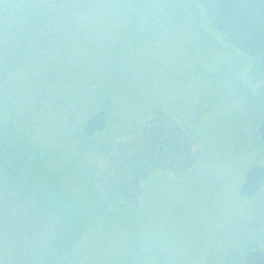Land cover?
Returning <instances> with one entry per match:
<instances>
[{
  "label": "rangeland",
  "instance_id": "rangeland-1",
  "mask_svg": "<svg viewBox=\"0 0 264 264\" xmlns=\"http://www.w3.org/2000/svg\"><path fill=\"white\" fill-rule=\"evenodd\" d=\"M210 22L198 0H0V131L39 173L33 190L25 163L0 158V264H244L264 252V181L239 195L264 165V74ZM100 110L104 131L85 136ZM160 113L175 124L162 135ZM149 136V170L116 158ZM36 183L58 214L37 205Z\"/></svg>",
  "mask_w": 264,
  "mask_h": 264
},
{
  "label": "water",
  "instance_id": "water-1",
  "mask_svg": "<svg viewBox=\"0 0 264 264\" xmlns=\"http://www.w3.org/2000/svg\"><path fill=\"white\" fill-rule=\"evenodd\" d=\"M211 15V26L243 52L258 60L259 70L264 71V0H199ZM107 117L103 112L91 116L83 127L84 134L92 136L105 128ZM264 139V120L258 126ZM264 179V166L254 165L245 172L239 195L251 197L256 194ZM244 264H264V253L259 250L247 252Z\"/></svg>",
  "mask_w": 264,
  "mask_h": 264
},
{
  "label": "trees",
  "instance_id": "trees-1",
  "mask_svg": "<svg viewBox=\"0 0 264 264\" xmlns=\"http://www.w3.org/2000/svg\"><path fill=\"white\" fill-rule=\"evenodd\" d=\"M160 114H162V117L160 118V123L159 122H156V121H155L156 124L154 123L155 126L158 125V128L152 127L151 128L152 129L151 130V133L158 130L160 132V134L162 135V131H164L163 130L164 127H165V129L167 128V131H169V130L171 131L172 129H174V125L175 124L173 123V121L170 120V118L165 113H160ZM180 133L182 135H184L179 130V133L178 134H180ZM152 135H154V133ZM155 136L156 135H154V137ZM149 137L151 138V136H149ZM186 140H187V137H185V139L183 141H186ZM147 141H148V139H145L144 141L141 140L139 145H136L135 142L134 143H131V144L125 142L124 144H122L120 146H117L118 147L117 152H118L119 155L116 156V158L119 157V156H120V158H125V162H126L127 165L128 164H132V163L133 164L136 163V165L140 167V171L141 172H142V170H145V169L146 170H149V168H151L152 165L148 166L147 165L148 163L146 164L144 162V159L150 153V151H152L154 148H156V146L154 145V143H158V142H155L153 140V138H151V140L149 142H147ZM166 141H168V140H166ZM169 144H170V142H169ZM174 146H172V147H174ZM189 146L190 145H185V147H183V149L181 148V150H183V151L179 154L180 157L181 156L182 157H185L186 156L187 158L190 157V155H189ZM170 150H171V148H170ZM146 151H148V152H146ZM28 160H29V158H27L26 156L23 157V162L24 163L25 162H29ZM190 161H191V157L189 158L188 163L186 164V166L189 164ZM118 163L120 164V162H118ZM154 163H156V162H154ZM31 164H32V165H30L31 166V173H33V175H34L33 177L36 180L38 178V176H39L38 171L37 170H34L35 169V166H37V165H36V163H33V162H31ZM174 164H175V160H174L173 165ZM176 165H178V166H176ZM33 166H34V168H33ZM174 166H175V168L182 167L179 164H175ZM27 169L29 170V168H27ZM124 173H125V171H124ZM37 184H39V183H36V186H37ZM121 186H124V184H122ZM53 190L55 191V189H53ZM58 190H59V187H57V192H58ZM122 191H124V190L122 189L121 192ZM44 192H45L44 191V188L41 186V184H40V187L37 186L36 192L34 191V194H35L34 198L37 201V205H39L40 207H44V209H48L47 207H50V208H52V210H54V212H56L58 214V212L60 211V208L62 206L59 205V207H57L56 205H58L59 203H61V201H58V198L54 199L50 194H48V192L47 193L46 192L44 193ZM49 199L50 200L51 199H54V200H52V203L53 204H56V205L51 206L52 204H50L51 202H50ZM62 219H64V216L62 217ZM67 238H70V235L69 234H67ZM67 252L70 253V250L67 249Z\"/></svg>",
  "mask_w": 264,
  "mask_h": 264
},
{
  "label": "flooded vegetation",
  "instance_id": "flooded-vegetation-1",
  "mask_svg": "<svg viewBox=\"0 0 264 264\" xmlns=\"http://www.w3.org/2000/svg\"><path fill=\"white\" fill-rule=\"evenodd\" d=\"M260 95L263 96L264 95V89H260ZM251 96H254V94H251ZM264 117V116H263ZM3 134V133H2ZM1 132H0V158L3 159V161H7V160H12V163H13V171L16 170V168H18V163L19 165L23 166V163H22V151L25 152L28 157L30 158V152L28 153L27 150L24 151L25 147H21L22 144L19 143L20 145L17 146V145H13L11 146L12 148H10L11 150H8L9 146L5 145L2 141L4 140V136H2ZM14 137H12V141H13ZM2 150V151H1ZM29 151V149H28ZM26 155V156H27ZM28 174L30 176V180L32 181V188L33 190H35V183H34V178H33V173H31V166L29 167V170H28ZM1 179V178H0ZM29 183V182H28ZM3 186L0 184V189H2ZM33 196H35L34 194V191H32ZM34 198V197H33Z\"/></svg>",
  "mask_w": 264,
  "mask_h": 264
}]
</instances>
